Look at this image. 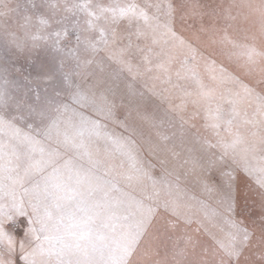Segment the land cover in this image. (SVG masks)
I'll return each instance as SVG.
<instances>
[{
    "label": "rangeland",
    "instance_id": "374dc122",
    "mask_svg": "<svg viewBox=\"0 0 264 264\" xmlns=\"http://www.w3.org/2000/svg\"><path fill=\"white\" fill-rule=\"evenodd\" d=\"M0 264H264V0H0Z\"/></svg>",
    "mask_w": 264,
    "mask_h": 264
}]
</instances>
